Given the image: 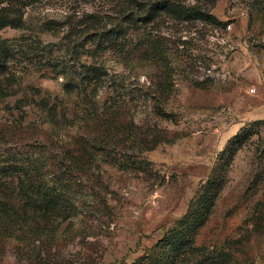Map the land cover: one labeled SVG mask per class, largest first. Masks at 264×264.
Here are the masks:
<instances>
[{
	"label": "rangeland",
	"instance_id": "rangeland-1",
	"mask_svg": "<svg viewBox=\"0 0 264 264\" xmlns=\"http://www.w3.org/2000/svg\"><path fill=\"white\" fill-rule=\"evenodd\" d=\"M128 8L126 0H33L25 26L0 36L58 57L60 46L89 40V14L106 28L128 26ZM211 12L224 23L164 14L82 55L107 71L96 89L66 92L72 73H60L57 59L11 66L0 159L44 164L61 179L66 217L36 231L0 227V264L132 262L188 211L213 170L225 182L196 243L228 264H264V0H216ZM244 126L251 138L229 164L220 160Z\"/></svg>",
	"mask_w": 264,
	"mask_h": 264
},
{
	"label": "trees",
	"instance_id": "trees-1",
	"mask_svg": "<svg viewBox=\"0 0 264 264\" xmlns=\"http://www.w3.org/2000/svg\"><path fill=\"white\" fill-rule=\"evenodd\" d=\"M128 11L124 20L128 26L120 24L106 28L103 20L96 14H89L85 23L92 30L88 41L94 46L86 48L87 42L73 46L71 42L58 48V57L42 51L44 48L29 45L18 38L0 36V97L10 95V80L7 72L16 63H31L37 57L50 61L58 60L59 72L72 73V79L64 83L65 91L74 92L81 85L93 89L103 81L107 71L98 62H84L82 55L97 56L100 51L112 48L119 38L129 34L131 29H138L139 23H156L165 15L178 21L201 20L209 23L223 24L212 12L211 6L216 0H126ZM33 0H0V31L8 26L21 28L25 26L26 8ZM52 23V22H50ZM52 28L46 24V29ZM149 51L159 52L160 45L148 38ZM157 55V54H156ZM70 63V64H69ZM62 67V68H61ZM76 68L75 70H72ZM80 68V71L77 69ZM161 115L168 117L163 110ZM253 131L244 126L229 141L221 153L220 160L230 163L238 150L251 138ZM28 159L4 157L0 159V227L10 234L16 230L38 229L42 221L61 220L66 217V207L61 206V179L50 176L44 164H35ZM225 176L213 170L201 191L193 199L188 211L168 226L163 235L144 250L132 262L125 264H228V260L214 257L205 245L196 243V235L205 225L212 213ZM227 255V254H223Z\"/></svg>",
	"mask_w": 264,
	"mask_h": 264
}]
</instances>
